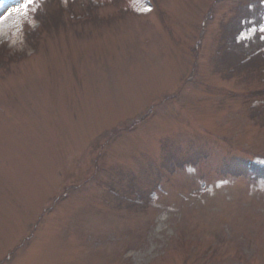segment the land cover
<instances>
[{"label":"rangeland","instance_id":"1","mask_svg":"<svg viewBox=\"0 0 264 264\" xmlns=\"http://www.w3.org/2000/svg\"><path fill=\"white\" fill-rule=\"evenodd\" d=\"M51 2L0 0V264H264V0Z\"/></svg>","mask_w":264,"mask_h":264},{"label":"snow or ice","instance_id":"2","mask_svg":"<svg viewBox=\"0 0 264 264\" xmlns=\"http://www.w3.org/2000/svg\"><path fill=\"white\" fill-rule=\"evenodd\" d=\"M29 2L31 3V2H32V0H29Z\"/></svg>","mask_w":264,"mask_h":264},{"label":"trees","instance_id":"3","mask_svg":"<svg viewBox=\"0 0 264 264\" xmlns=\"http://www.w3.org/2000/svg\"><path fill=\"white\" fill-rule=\"evenodd\" d=\"M262 171V170H261ZM264 171V170H263Z\"/></svg>","mask_w":264,"mask_h":264}]
</instances>
